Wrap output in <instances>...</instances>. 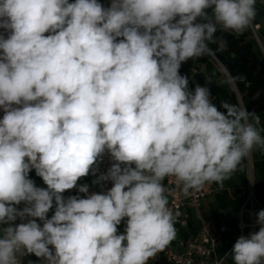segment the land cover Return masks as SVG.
Masks as SVG:
<instances>
[{"label": "clouds", "instance_id": "9594fccd", "mask_svg": "<svg viewBox=\"0 0 264 264\" xmlns=\"http://www.w3.org/2000/svg\"><path fill=\"white\" fill-rule=\"evenodd\" d=\"M256 3L0 0V264L31 255L41 264H148L176 236L166 177L184 196L222 189L255 147L264 151L260 116L227 101L220 111L179 71L211 53L218 30L250 27ZM106 152L113 163L93 183L112 187L65 198ZM33 169L46 188L29 178ZM256 223L235 241L234 264H264V209Z\"/></svg>", "mask_w": 264, "mask_h": 264}, {"label": "crops", "instance_id": "0c3cea01", "mask_svg": "<svg viewBox=\"0 0 264 264\" xmlns=\"http://www.w3.org/2000/svg\"><path fill=\"white\" fill-rule=\"evenodd\" d=\"M73 2V0H70ZM104 7L110 5V0H98ZM257 15L253 21L254 25H260V37L264 42V7L256 3ZM237 36L248 35L253 37L249 27ZM193 78L196 85L207 87L210 90L211 102L217 106L220 111L221 102L227 101L231 104H237L245 108L244 102L235 84H229L227 81L231 78L226 68L215 58L202 60L193 69ZM195 85V86H196ZM195 88V87H194ZM194 90V89H193ZM261 118V124L264 125V117ZM264 135V132H262ZM29 178L32 179L37 187L46 188L41 177L36 175L35 171H30ZM95 175L91 172L88 176L82 177L77 182L76 196L86 198L95 187ZM89 186L87 194L78 191L79 186ZM214 193L203 201L200 211L197 213L191 207H187L179 216H186L185 225H176V236L170 242V245L179 251H183L186 244L191 241L200 242V231L203 225H209L220 237V244L212 260H222L227 264H234L231 258V250L235 241L240 237V223L250 225L256 222V214L252 216L251 209H264V151L255 147L252 152L241 162L237 170L229 179L224 181L223 188H219L216 183H210ZM55 205L48 213L49 217L54 214ZM18 224V220L15 221ZM118 227V234H123L126 228L125 219L121 221ZM247 227L243 235L254 233L259 230ZM164 251V250H163ZM163 251H160L163 253ZM227 254V256H226ZM41 264L40 258L35 256H25L21 259V264ZM148 264H168L162 256L160 263L150 259Z\"/></svg>", "mask_w": 264, "mask_h": 264}, {"label": "built area", "instance_id": "2783aa9c", "mask_svg": "<svg viewBox=\"0 0 264 264\" xmlns=\"http://www.w3.org/2000/svg\"><path fill=\"white\" fill-rule=\"evenodd\" d=\"M111 3V0H110ZM257 3L264 7V0H257ZM110 6V5H109ZM252 36L254 38V44L259 51V53L264 57V42L260 37L261 26L254 25L253 23L249 27ZM0 32H3L0 29ZM231 32V31H229ZM235 34L234 32H231ZM47 35V33H46ZM4 112L0 109V119L3 118ZM113 161L111 160L110 155L106 152L102 157L101 161L98 162V167L95 172V181H97L98 177L102 173H106L108 168L111 167ZM32 171H35L34 169ZM166 189V195L169 200V207L174 209V211H178L179 213L183 212L187 207H191L197 213L200 211L201 205L203 201L213 195L214 190L211 184L205 185L199 191H192L189 196H184L181 192L180 188L177 186V183L174 178L166 177L163 181ZM112 187L111 181H100L95 183V187L91 190V193H104L108 189ZM76 188L67 190L63 193L65 198L69 196H76ZM90 193V194H91ZM17 208L22 209L25 207L24 203L16 206ZM261 209H251V214L254 216ZM48 218L49 215H48ZM18 223L21 221L19 219ZM127 218H125V221ZM38 223H42L37 220ZM186 216L181 217L178 216L175 222L176 225H185ZM258 225L255 221H253L250 225H246L243 222L240 223V236L243 235L245 229L250 227L255 229ZM201 240L200 242L191 241L185 245L183 251H179L172 247L170 244L164 249L163 253L158 252L153 258V261L160 263L162 260V256L165 258L168 264H217L218 261H222V264H227L224 259L222 260H212L215 256L217 248L220 244V237L209 225H203L200 231ZM34 256V255H31ZM22 259V258H21Z\"/></svg>", "mask_w": 264, "mask_h": 264}, {"label": "trees", "instance_id": "16d2710c", "mask_svg": "<svg viewBox=\"0 0 264 264\" xmlns=\"http://www.w3.org/2000/svg\"><path fill=\"white\" fill-rule=\"evenodd\" d=\"M210 54L195 57L182 63L181 75L189 78V89L196 82L193 69L202 60L217 59L235 80V86L249 112L264 117V57L257 50L248 35L237 36L229 31L218 30L216 42L210 43Z\"/></svg>", "mask_w": 264, "mask_h": 264}, {"label": "rangeland", "instance_id": "374dc122", "mask_svg": "<svg viewBox=\"0 0 264 264\" xmlns=\"http://www.w3.org/2000/svg\"><path fill=\"white\" fill-rule=\"evenodd\" d=\"M249 39H250L252 42H254V38H253V37H249Z\"/></svg>", "mask_w": 264, "mask_h": 264}]
</instances>
